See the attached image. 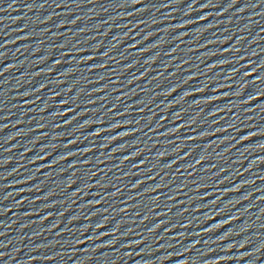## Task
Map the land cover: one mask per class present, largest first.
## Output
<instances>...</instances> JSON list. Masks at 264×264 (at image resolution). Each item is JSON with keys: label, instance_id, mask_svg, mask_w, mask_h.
Returning <instances> with one entry per match:
<instances>
[{"label": "water", "instance_id": "95a60500", "mask_svg": "<svg viewBox=\"0 0 264 264\" xmlns=\"http://www.w3.org/2000/svg\"><path fill=\"white\" fill-rule=\"evenodd\" d=\"M0 264H264V0H0Z\"/></svg>", "mask_w": 264, "mask_h": 264}]
</instances>
